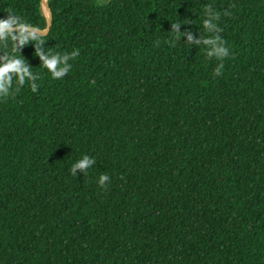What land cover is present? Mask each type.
Returning <instances> with one entry per match:
<instances>
[{"label":"trees","instance_id":"obj_1","mask_svg":"<svg viewBox=\"0 0 264 264\" xmlns=\"http://www.w3.org/2000/svg\"><path fill=\"white\" fill-rule=\"evenodd\" d=\"M46 4L0 40V264H264V0Z\"/></svg>","mask_w":264,"mask_h":264},{"label":"clouds","instance_id":"obj_2","mask_svg":"<svg viewBox=\"0 0 264 264\" xmlns=\"http://www.w3.org/2000/svg\"><path fill=\"white\" fill-rule=\"evenodd\" d=\"M30 28V25L21 20L19 17L15 15H8L6 19H0V40L9 37L12 40L13 39H18L20 43H24L28 39H36L39 40L40 37L34 36L31 32H28L27 29ZM13 29L16 30V35L13 36ZM216 53L223 57L227 55V50L218 48L215 49ZM211 54V53H210ZM77 55L76 52L72 53V56L75 57ZM67 58V57H66ZM19 62V61H18ZM47 67L51 69L54 64H55V59L47 61L46 62ZM16 69V64H8L4 66L3 68H0V74L2 73H7L10 70H15ZM219 71V68L217 69ZM63 72V69L61 72L54 73V76H60ZM8 84V78L4 77V88H7ZM91 161L87 157H83L76 161L73 165L72 168L70 169L71 173H74V170L76 168L79 169H87ZM107 175H100L98 178V184L103 187L105 185V182L108 180Z\"/></svg>","mask_w":264,"mask_h":264},{"label":"water","instance_id":"obj_3","mask_svg":"<svg viewBox=\"0 0 264 264\" xmlns=\"http://www.w3.org/2000/svg\"><path fill=\"white\" fill-rule=\"evenodd\" d=\"M47 0H41V5H43L47 11V16L46 18V27L42 30H38V29H34V28H28L27 31L32 32V33H36L40 36H44L48 33L50 26H51V13L50 10L46 4ZM15 29H13L14 31Z\"/></svg>","mask_w":264,"mask_h":264},{"label":"bare ground","instance_id":"obj_4","mask_svg":"<svg viewBox=\"0 0 264 264\" xmlns=\"http://www.w3.org/2000/svg\"><path fill=\"white\" fill-rule=\"evenodd\" d=\"M41 12L42 14L46 17L47 16V12L45 10V7L43 5H41Z\"/></svg>","mask_w":264,"mask_h":264}]
</instances>
